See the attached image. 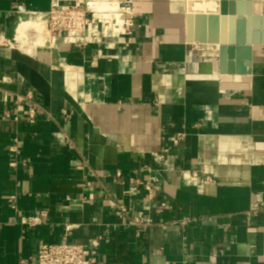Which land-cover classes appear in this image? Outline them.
<instances>
[{
  "label": "crops",
  "instance_id": "crops-1",
  "mask_svg": "<svg viewBox=\"0 0 264 264\" xmlns=\"http://www.w3.org/2000/svg\"><path fill=\"white\" fill-rule=\"evenodd\" d=\"M56 1L0 0V264L65 238L98 264H264V45L248 74H222L230 6L125 0L130 35L20 48L18 26Z\"/></svg>",
  "mask_w": 264,
  "mask_h": 264
},
{
  "label": "built area",
  "instance_id": "built-area-1",
  "mask_svg": "<svg viewBox=\"0 0 264 264\" xmlns=\"http://www.w3.org/2000/svg\"><path fill=\"white\" fill-rule=\"evenodd\" d=\"M132 13L128 9L125 0H72L71 4L65 0H58L53 3L48 17L45 20L46 28L51 35V40L55 43L60 37L66 43L73 42L74 38L81 40L74 45L85 47L91 43H98L100 40L110 35L126 36L130 35L133 26ZM26 100L32 102L29 110V119L35 121L38 105L34 104L33 96L29 94ZM185 139V134H177L173 140V147H178ZM13 150H15L13 148ZM171 149L164 150V155H168ZM157 154H155L156 156ZM118 180H123L121 172L116 173ZM130 183H139L136 178H130ZM264 208L263 204L255 205L253 211L256 212ZM125 213L126 210L121 208ZM43 213L38 216L29 217L27 224L30 227L38 226L46 218ZM188 223V220L184 221ZM137 225L144 224L143 221L135 219ZM91 247H98L99 241L92 240ZM94 258H88L85 247L71 242L65 238L57 244H43L38 252L37 264H98Z\"/></svg>",
  "mask_w": 264,
  "mask_h": 264
},
{
  "label": "water",
  "instance_id": "water-1",
  "mask_svg": "<svg viewBox=\"0 0 264 264\" xmlns=\"http://www.w3.org/2000/svg\"><path fill=\"white\" fill-rule=\"evenodd\" d=\"M230 14L238 16L236 26V39L235 44L231 46L220 45L219 62L220 70L222 74H236L246 75L248 74V68L252 65V46L253 45H264V32H259V28L263 27L264 30V14L253 13V0H239L238 12L235 10L234 2L229 4L227 0H221V12L222 15ZM246 15V18L243 16ZM247 22L254 23L255 32L252 40L247 42L246 40V25ZM205 44V42H199ZM247 45V46H245ZM238 57H237V56ZM237 57V63L233 59Z\"/></svg>",
  "mask_w": 264,
  "mask_h": 264
},
{
  "label": "bare ground",
  "instance_id": "bare-ground-1",
  "mask_svg": "<svg viewBox=\"0 0 264 264\" xmlns=\"http://www.w3.org/2000/svg\"><path fill=\"white\" fill-rule=\"evenodd\" d=\"M263 5V3H262ZM17 44L23 50L32 51L30 46L33 44H40V46L50 45L51 35L46 28L44 21L39 19H30L23 21L17 29L16 38Z\"/></svg>",
  "mask_w": 264,
  "mask_h": 264
}]
</instances>
